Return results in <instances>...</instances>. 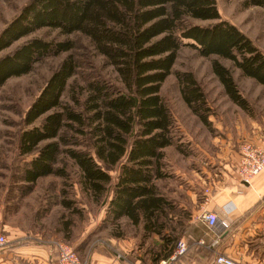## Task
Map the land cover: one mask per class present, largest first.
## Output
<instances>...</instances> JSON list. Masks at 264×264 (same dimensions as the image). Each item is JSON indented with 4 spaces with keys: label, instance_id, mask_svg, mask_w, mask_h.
I'll return each instance as SVG.
<instances>
[{
    "label": "trees",
    "instance_id": "obj_1",
    "mask_svg": "<svg viewBox=\"0 0 264 264\" xmlns=\"http://www.w3.org/2000/svg\"><path fill=\"white\" fill-rule=\"evenodd\" d=\"M243 6L264 8V0H243ZM42 28L84 36L101 57V68L112 67L116 82L86 61L88 55L83 66L88 70L78 72L74 38L34 37L0 56L1 87L7 79L30 72L42 58L68 53L24 115L18 152L33 157L23 168L22 180L30 190L42 176L68 178L64 155L77 166L81 188L96 202L109 193L105 212L111 223L118 225L126 218L141 227L143 239L158 237L155 248L144 252L150 264L167 259L189 212L156 183L173 177L166 170L163 150L173 146L183 157L195 155L161 97L160 86L185 45L201 56L230 60L263 87L264 54L237 26L221 19L215 0H29L0 31V52ZM211 67L228 98L252 114L230 69L216 59ZM75 75L82 84H76ZM177 77L186 106L211 131L213 113L201 86L190 72ZM65 95L71 103L63 101ZM112 170L117 173L114 182ZM60 203L73 211V200L63 198ZM64 224L68 227L70 222ZM99 251L114 256L107 248ZM139 259L146 264L143 256Z\"/></svg>",
    "mask_w": 264,
    "mask_h": 264
},
{
    "label": "rangeland",
    "instance_id": "obj_2",
    "mask_svg": "<svg viewBox=\"0 0 264 264\" xmlns=\"http://www.w3.org/2000/svg\"><path fill=\"white\" fill-rule=\"evenodd\" d=\"M28 1L0 0V31ZM215 1L221 19L237 26L264 54V8L244 7L243 0ZM34 37L45 40L74 38L76 47L73 52L80 60L78 72L88 70V65L83 67L87 55L86 61H91L98 68L102 67L101 57L94 53L84 36L78 34L66 36L58 34L57 30L51 28H42L21 37L1 51L0 56L21 42ZM66 55L68 53L48 55L36 62L30 72L11 77L0 87V225L6 226L1 227L0 234H4L8 239L4 248L10 250L25 245L44 247L48 249L50 255L49 264H56L53 245L57 242H65L76 251L84 264L91 263L93 253L102 254L99 251L102 248L114 251V256L124 264H128L129 260L131 258L133 260L135 256L138 260L143 256L147 260L145 263L150 264V258L144 252L155 248L154 241L158 240V237L151 235L143 239L141 227L132 225L126 218H121L118 225L111 223L105 212L109 193L104 194L100 202H96L92 195L81 188L77 166L64 155L61 157L67 164L68 178L56 175L42 176L30 190L27 189L28 184L22 180L23 168L33 157L21 156L18 152L19 135L25 127L24 115L51 73ZM214 59L230 69L239 90L252 107V114H247L225 94L222 84L212 71L211 62ZM101 71L116 82V73L112 67L101 68ZM184 72L192 73L206 95L213 113L209 117L212 122L211 131L183 101L177 75ZM74 77L77 79L76 84H82L79 75ZM70 82H73L72 79ZM74 89L78 91V87L75 86ZM160 95L170 109L181 134L191 142L192 154L195 155V157L186 158L181 156L173 146L164 148L166 170L174 178L158 180L156 183L170 197L179 196V190H181L179 188L185 186L181 183L183 180L186 181L187 187L189 180L194 181L193 168H197L199 164L208 163L207 159L204 161L199 156L206 153L212 155L216 152L213 145L215 136L226 137V134H229L234 137L235 134L238 135V132L247 135L257 125L264 123V87L254 79L243 75L230 60L217 55L201 56L196 49L188 45L178 51L171 73L160 86ZM63 101L70 102L68 95L63 97ZM243 139L245 140V137ZM110 174L114 182L117 173L112 170ZM63 198L73 200V211L61 205L60 201ZM66 221L70 222L68 227L64 224ZM171 226L177 227V224L171 223ZM183 226L182 228L178 226L179 238H181ZM19 229L25 233L23 238L16 236ZM115 232H120L122 237L119 238L123 240L132 239L131 252L112 248L110 239L114 237ZM140 245L141 248H139ZM15 264L36 263L19 259Z\"/></svg>",
    "mask_w": 264,
    "mask_h": 264
},
{
    "label": "crops",
    "instance_id": "obj_3",
    "mask_svg": "<svg viewBox=\"0 0 264 264\" xmlns=\"http://www.w3.org/2000/svg\"><path fill=\"white\" fill-rule=\"evenodd\" d=\"M217 127V126H216ZM231 137L213 139L216 152L206 153L204 161L193 168L194 181L189 186H179V204L189 212L184 219L181 238L188 244L187 252L167 264H214V257L222 253L235 264L264 263V171L256 175L249 184L243 183L237 174L239 145L244 141L258 143L264 137V123L257 125L247 135L240 132ZM186 183V181H185ZM181 196V197H180ZM205 211H212L218 223L211 227L202 219ZM228 224L222 228L220 222ZM6 227L0 225V229ZM16 236H25L17 230ZM113 247L124 252L133 250V242L112 237ZM8 250V251H7ZM48 249L25 245L0 250V264H12L16 260L49 264ZM132 259V258H131ZM128 264H140L135 256ZM90 264H120L116 256L93 253ZM124 264V263H122Z\"/></svg>",
    "mask_w": 264,
    "mask_h": 264
},
{
    "label": "built area",
    "instance_id": "obj_4",
    "mask_svg": "<svg viewBox=\"0 0 264 264\" xmlns=\"http://www.w3.org/2000/svg\"><path fill=\"white\" fill-rule=\"evenodd\" d=\"M238 151L239 159L237 164V174L243 183L249 184L256 175L264 171V137L261 138L258 143H253L252 141L241 142ZM202 219H204L211 227L218 223V218L212 211L203 212ZM220 225L223 229L228 227V224L224 221H221ZM7 243L8 239L1 233L0 249L4 248ZM53 247L56 253V264H84L80 260L76 251L69 244L65 242H57ZM187 250V242L185 239L179 238L176 241L172 254L167 259L161 260L159 264L173 262L179 256L184 255ZM214 264H235V261L222 253H218L214 257Z\"/></svg>",
    "mask_w": 264,
    "mask_h": 264
}]
</instances>
